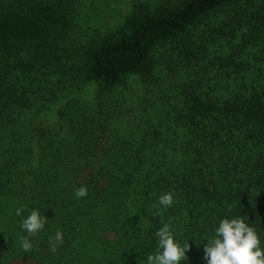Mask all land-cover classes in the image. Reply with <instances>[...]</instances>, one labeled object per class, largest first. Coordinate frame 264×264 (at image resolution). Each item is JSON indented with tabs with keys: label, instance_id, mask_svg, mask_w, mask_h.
<instances>
[{
	"label": "trees",
	"instance_id": "16d2710c",
	"mask_svg": "<svg viewBox=\"0 0 264 264\" xmlns=\"http://www.w3.org/2000/svg\"><path fill=\"white\" fill-rule=\"evenodd\" d=\"M83 7L0 0V264H144L168 220L181 264H206L225 216L264 243V0H132L77 45ZM130 78L143 93L119 90ZM21 204L47 219L27 253Z\"/></svg>",
	"mask_w": 264,
	"mask_h": 264
},
{
	"label": "clouds",
	"instance_id": "9594fccd",
	"mask_svg": "<svg viewBox=\"0 0 264 264\" xmlns=\"http://www.w3.org/2000/svg\"><path fill=\"white\" fill-rule=\"evenodd\" d=\"M87 195L86 186H81L75 191L77 199ZM157 203L159 205L157 215H161L174 206V193L161 192L157 197ZM14 215L22 217L19 221L20 231L28 234L19 237L20 247L27 253L33 248L29 237L42 232L47 219L38 208H29L23 204L14 209ZM154 236L155 249L146 255L144 264H181L187 259L189 240L183 244L178 240L176 226L171 220L161 221ZM62 241L63 233L57 230L54 238H50V250L56 252L58 244ZM201 243L206 264H264V243L260 234L242 216L220 218L213 227L212 234Z\"/></svg>",
	"mask_w": 264,
	"mask_h": 264
},
{
	"label": "rangeland",
	"instance_id": "374dc122",
	"mask_svg": "<svg viewBox=\"0 0 264 264\" xmlns=\"http://www.w3.org/2000/svg\"><path fill=\"white\" fill-rule=\"evenodd\" d=\"M131 5L132 0H84L83 17L81 15V18H79V20H81V26L79 27L81 31L77 35H73L75 38L74 43L80 45V42L100 37L102 32L99 30L98 25L100 24L102 30L106 31L107 26H113L125 20L126 17H128L127 15L131 12ZM93 10H96L100 15H95ZM86 12H90L89 17H85ZM78 15L80 14L78 13ZM125 88L143 93V85L138 82L137 78H130L126 82V86L119 90ZM97 91V86H87L84 91L88 98L86 101L93 104L95 102L94 98ZM59 108L57 107L53 109L52 112L45 114L43 122H51L55 124L54 115H56Z\"/></svg>",
	"mask_w": 264,
	"mask_h": 264
}]
</instances>
